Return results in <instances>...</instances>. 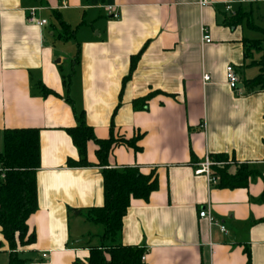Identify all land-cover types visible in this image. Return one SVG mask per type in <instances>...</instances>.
<instances>
[{
  "label": "crops",
  "instance_id": "obj_1",
  "mask_svg": "<svg viewBox=\"0 0 264 264\" xmlns=\"http://www.w3.org/2000/svg\"><path fill=\"white\" fill-rule=\"evenodd\" d=\"M199 1L0 0V151L6 129L35 127L40 136L38 208L27 222L35 242L19 247L29 264L83 263L92 247L113 243L144 247L145 264H264V90L244 84L260 73L261 52L245 50L264 40V0ZM32 7L45 25L30 21ZM238 11L248 15L229 24ZM203 26L211 43L201 40ZM80 112L101 139L137 138L140 150L112 147L109 168L158 177L147 200L131 199L113 241L87 218L105 199L96 142H88L90 165L69 164L79 150L67 128ZM220 154L216 165L230 175L251 171L246 184L195 174L207 155ZM205 207L227 231L200 218ZM9 252L0 227V264Z\"/></svg>",
  "mask_w": 264,
  "mask_h": 264
},
{
  "label": "trees",
  "instance_id": "obj_2",
  "mask_svg": "<svg viewBox=\"0 0 264 264\" xmlns=\"http://www.w3.org/2000/svg\"><path fill=\"white\" fill-rule=\"evenodd\" d=\"M247 15V12L238 11L228 23L235 25ZM263 42L264 40L253 41L245 50L247 57L252 55L253 49L259 50L262 54V57L254 62L259 66V75L254 79L244 81L247 92L264 90ZM41 89L44 95L52 92L44 86ZM140 100L134 101L138 108L141 107ZM145 106L146 103L142 105V107ZM77 119L78 124L67 128V132L79 150V160H69V164L72 166L90 165L88 142H96L99 163L107 166L102 171L105 199L103 205L87 209V218L93 223L103 224V237L113 241L123 229V219L127 214L131 199L147 200L151 192L158 187V177L154 172L145 174L136 166L109 168L107 159L112 147L126 143L140 150L136 145L137 138L121 140L112 135L109 139H101L86 122L83 112L79 113ZM4 137V148L0 151V163L7 169L5 177L0 179V227L10 246L8 264H29L30 259L20 254L19 247L35 242V233H29L30 227L27 222L38 208L36 172L40 167L41 158L39 129L35 127L6 129ZM223 159H225L224 155L220 154L216 155L214 161H225ZM213 175L219 176V185L232 187L246 184L251 171L240 167L236 173L230 175L227 166L216 165ZM144 250V247L139 246L102 244L90 249V257L87 261L83 263L76 261L74 264H145L142 262Z\"/></svg>",
  "mask_w": 264,
  "mask_h": 264
},
{
  "label": "built area",
  "instance_id": "obj_3",
  "mask_svg": "<svg viewBox=\"0 0 264 264\" xmlns=\"http://www.w3.org/2000/svg\"><path fill=\"white\" fill-rule=\"evenodd\" d=\"M237 2H241V1H255V0H236ZM200 4L202 6L208 5L211 3V0H200L199 1ZM231 5L230 2L227 4V9H230ZM37 9L36 7H32L29 11V15H30V21L34 22L35 24L39 25V26H43L47 23V19H42L40 17H38L37 15ZM107 9V13L111 14L112 17L114 18H118L120 16V13L117 11L116 6L115 5H107L106 6ZM203 43H211L212 37L210 34L209 29L206 26H203L202 28V39ZM226 78H227V83L228 85H230L231 88L233 89H237L238 88V82H239V78H238V74L236 72V70L234 69V67L232 65H228L226 68ZM211 79L210 74L208 73H204L203 75V81L204 84H206L209 80ZM216 165V162L213 161L208 155L204 158V160L198 165V167L195 170V174L197 175H201V174H205L208 177V181L210 183L216 184L218 181V177L213 175V166ZM6 167H3L0 163V179H3L5 177V172H6ZM199 216L201 219H206L207 221H209L210 226H219L221 228L222 231H227L226 227L220 223L219 221H217L213 214L211 213L209 208H203L200 213ZM210 246L213 248L214 243L211 242ZM42 256L47 257L46 253H43ZM146 259V254H143L142 257V261L144 262Z\"/></svg>",
  "mask_w": 264,
  "mask_h": 264
},
{
  "label": "rangeland",
  "instance_id": "obj_4",
  "mask_svg": "<svg viewBox=\"0 0 264 264\" xmlns=\"http://www.w3.org/2000/svg\"><path fill=\"white\" fill-rule=\"evenodd\" d=\"M49 18L55 21V19H53V18H55L53 15L50 16ZM84 215H85V214H84ZM84 215H83V216H84ZM98 225H101V224H98Z\"/></svg>",
  "mask_w": 264,
  "mask_h": 264
}]
</instances>
